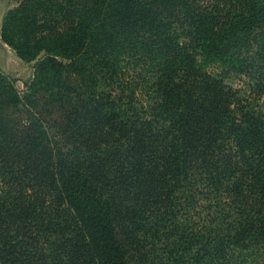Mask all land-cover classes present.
<instances>
[{"label":"trees","instance_id":"1","mask_svg":"<svg viewBox=\"0 0 264 264\" xmlns=\"http://www.w3.org/2000/svg\"><path fill=\"white\" fill-rule=\"evenodd\" d=\"M2 39L0 264H264V0H20ZM135 73V77L131 74Z\"/></svg>","mask_w":264,"mask_h":264},{"label":"rangeland","instance_id":"2","mask_svg":"<svg viewBox=\"0 0 264 264\" xmlns=\"http://www.w3.org/2000/svg\"><path fill=\"white\" fill-rule=\"evenodd\" d=\"M19 2L20 0H0V69L15 79L16 87L21 97H23L27 91L26 85L33 77L35 61L26 62L21 59L1 36L3 17L10 9L18 6ZM197 58L199 66L210 73L222 75L227 83L240 89L244 96L257 103L258 107L264 112V97L259 99L256 96L257 94L251 91L254 85L252 77L225 73L223 64L215 58L200 53ZM131 75L136 76L135 73Z\"/></svg>","mask_w":264,"mask_h":264}]
</instances>
